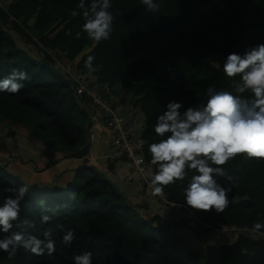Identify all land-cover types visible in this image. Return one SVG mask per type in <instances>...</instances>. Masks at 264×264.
Instances as JSON below:
<instances>
[{
    "label": "trees",
    "instance_id": "16d2710c",
    "mask_svg": "<svg viewBox=\"0 0 264 264\" xmlns=\"http://www.w3.org/2000/svg\"><path fill=\"white\" fill-rule=\"evenodd\" d=\"M78 2L2 0L0 7V78L14 68L29 75L19 93H0V121L26 128L47 151L68 157L88 155L92 121L87 101L76 95L51 52L60 50L64 62L82 71H88L87 57H94L95 84L115 87L116 102L141 116L150 164L148 145L160 139L152 129L164 106L169 101H180L185 108L202 105L209 86L234 92L232 80L221 70L224 56L264 43V0H155L153 12L141 0H112L113 32L99 44L81 31ZM29 31L37 37L30 38ZM17 34L40 55L18 43ZM222 167L232 177L230 203L223 212L200 210L197 217L211 226L264 223V159L238 154ZM107 168L114 171V163L107 161ZM191 175L165 187L169 202L185 205L182 190ZM218 183L227 187L229 182L218 178ZM21 185L32 187L13 231L40 239L51 232L56 252L36 256L21 247L11 259L0 253V264H72L84 251L92 252L93 264H264V237L243 232L230 242L204 241L202 262L200 253L174 231L175 222L147 212L145 204L126 195L86 158L64 187L27 182L0 163V199L14 195L8 190ZM43 214L52 217L49 223H41ZM68 229L75 230L76 239L66 248L61 237ZM193 232L206 236L211 228Z\"/></svg>",
    "mask_w": 264,
    "mask_h": 264
},
{
    "label": "clouds",
    "instance_id": "9594fccd",
    "mask_svg": "<svg viewBox=\"0 0 264 264\" xmlns=\"http://www.w3.org/2000/svg\"><path fill=\"white\" fill-rule=\"evenodd\" d=\"M141 4L150 12L157 9L155 0H141ZM76 7L84 19L81 31L89 39L99 44L111 38L114 21L113 12L110 11L112 0H91L90 3L79 0ZM72 14L75 16L77 12ZM80 35L77 32L76 38L79 39ZM93 60L94 57L89 55L84 62L89 72L97 71ZM221 70L226 78L232 80L234 92L209 86L205 90V102L187 108L180 101H169L162 114L156 117L152 129L160 139L148 145L150 164L154 166L148 180L149 194L162 196L166 186L184 181L192 173L191 179L183 187L185 205H181L189 206L196 213L198 210L220 213L228 207L232 177L222 166L229 160L238 154L264 159V43L248 47L243 52L228 53L223 58ZM27 80V71L14 68L7 77L0 78V93L17 94L25 87ZM93 84L98 88L103 86ZM218 178L229 182L228 186L218 183ZM30 187L21 185L9 189L14 195L0 199V253H6L9 259L21 247L36 256H51L56 252V242L50 238L51 232L44 233V239H40L35 235L25 238L23 232L13 231L14 223L20 216L21 203L26 202ZM139 200L142 204L148 203ZM157 209L154 213L162 214L159 206ZM181 210L184 212V208ZM175 211L180 213L178 209ZM51 219L50 215L43 214L41 223L47 224ZM166 219L171 222L169 218ZM172 222L187 228L183 227L185 223L179 225L176 221ZM252 228L260 231L264 229V223L256 222ZM75 239V230L68 229L62 235L61 243L66 248L71 247ZM213 241L222 243L215 238ZM72 264H93L92 252L75 255Z\"/></svg>",
    "mask_w": 264,
    "mask_h": 264
},
{
    "label": "built area",
    "instance_id": "2783aa9c",
    "mask_svg": "<svg viewBox=\"0 0 264 264\" xmlns=\"http://www.w3.org/2000/svg\"><path fill=\"white\" fill-rule=\"evenodd\" d=\"M51 55L56 66L65 70L74 80L76 95L87 101L92 121L91 131L107 145L103 158L115 163L117 167L125 168L123 180L137 185L143 202L158 199L160 211L163 215L165 212L167 218L170 216V221L179 219L175 208H184L185 225L183 227H210L212 235L218 242L232 241L239 232L254 239L264 237V233L255 231L253 228H239L226 224L211 226L197 217L196 210L171 203L164 194L157 197L151 196L148 180L154 169L146 159L147 141L142 135L144 124L141 116L135 108L117 103V95L113 91L94 86L95 78L91 72L82 70L72 72L69 64L67 66V63L63 61L60 50L51 52Z\"/></svg>",
    "mask_w": 264,
    "mask_h": 264
},
{
    "label": "crops",
    "instance_id": "0c3cea01",
    "mask_svg": "<svg viewBox=\"0 0 264 264\" xmlns=\"http://www.w3.org/2000/svg\"><path fill=\"white\" fill-rule=\"evenodd\" d=\"M32 55L36 56V54ZM100 88L108 90L115 89V87H108L106 85L100 86ZM7 128L6 132L14 131L15 134H13V138H15V141L28 148V150H25L22 154L23 158L21 160L24 165L17 164L16 161H13L14 159H18L16 156L12 159V161H10V159H3L0 163L4 164L12 172L23 176L27 182L57 183L61 187L67 186L73 177L74 169L81 165L83 160L86 158L91 164L102 170L109 178L117 182V184L121 187L120 181L124 179V177L122 178V175H125V168L122 166H116L114 171H110L107 168V162L103 158V153L101 154L102 148L98 145V142L102 144L99 136L92 134V138L89 139L90 147L87 156L84 158H74L66 156L65 152L57 151L53 153L47 151L41 142L33 137L26 128L18 127L16 125L8 126ZM91 132L93 131H90V133ZM19 153L20 152H17L14 155H19ZM52 159L55 160V163H51ZM123 184H125L124 187L130 191L128 196L134 201L141 203L139 200L141 199V195L138 188L136 189L137 186L134 183H125L124 181ZM157 202L158 200L154 199L153 201L148 202L149 204L147 203L148 205L145 207L150 211L154 210V213L158 211L157 207L159 205H157ZM175 232L183 237L185 241L190 237L188 235L186 236V230L183 231L179 226H177Z\"/></svg>",
    "mask_w": 264,
    "mask_h": 264
},
{
    "label": "rangeland",
    "instance_id": "374dc122",
    "mask_svg": "<svg viewBox=\"0 0 264 264\" xmlns=\"http://www.w3.org/2000/svg\"><path fill=\"white\" fill-rule=\"evenodd\" d=\"M2 2V0H1ZM2 6V4H1ZM0 6V7H1ZM13 33V31H12ZM29 37L30 38H35L37 37L36 34L34 33H31V31H29ZM18 35V34H17ZM16 36V39L18 41V43L20 44H23L26 48L28 49L32 54H36V56L38 57L40 55L39 53V50L32 44H28V43H25L22 39H21V36ZM68 66V64H67ZM69 69L72 71V72H76V69L70 65L69 66ZM10 126L8 124H5L3 121H0V161H3V159H10V161H12L13 158H15V156L18 158L17 160H13L14 162L16 161L17 164H23V161L21 160L23 158L22 154L25 152V150H28V148H26L25 146L23 145H20L19 142L15 141V138H13V133L12 135L11 134H8L9 132H6L7 131V127ZM92 134H94L93 132L90 133V138H92ZM102 144H100L98 142V145H100V147L102 148V151H101V154L104 155L105 153V150L107 149V145H105V143L101 142ZM17 152H20L19 155H14L15 153ZM14 155V156H13ZM120 185H121V189L123 190V192L125 194H130V191L127 190L124 186L125 184H123V181H120ZM136 187V186H135ZM137 189V187H136ZM238 199H234V201H237ZM149 204V203H148ZM147 204V205H148ZM144 205V204H143ZM175 209H178L179 210V219L176 220L177 223H179V225H184V212L180 209V208H175ZM146 211H149V213H153V211L151 210H148L147 208H145ZM161 214V213H160ZM162 215V214H161ZM167 214H165L164 212V215L163 217L166 218ZM170 218V216L168 217ZM176 228L174 229V231H176ZM182 228V227H181ZM183 231L186 230V236H190L189 238L186 239V244L194 251H197L200 253L201 255V261H205V245L204 244V241H213L214 240V237L213 235H198L196 234L195 232H192V230L194 231V229L191 230V227H187L186 229L185 228H182Z\"/></svg>",
    "mask_w": 264,
    "mask_h": 264
},
{
    "label": "water",
    "instance_id": "95a60500",
    "mask_svg": "<svg viewBox=\"0 0 264 264\" xmlns=\"http://www.w3.org/2000/svg\"><path fill=\"white\" fill-rule=\"evenodd\" d=\"M70 83L72 84V86H74V81L72 79L70 80ZM198 211H200V210H198Z\"/></svg>",
    "mask_w": 264,
    "mask_h": 264
}]
</instances>
